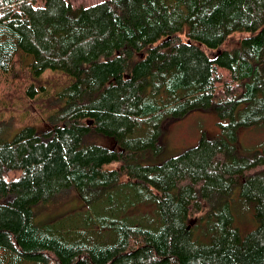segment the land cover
I'll list each match as a JSON object with an SVG mask.
<instances>
[{"label":"trees","instance_id":"obj_1","mask_svg":"<svg viewBox=\"0 0 264 264\" xmlns=\"http://www.w3.org/2000/svg\"><path fill=\"white\" fill-rule=\"evenodd\" d=\"M46 69L70 82L48 95ZM23 70L45 127L8 139L0 118V264H264V144L234 143L264 123V0H0V72ZM193 108L229 117L223 133L136 162ZM235 188L255 205L244 236ZM68 192L79 208L41 216Z\"/></svg>","mask_w":264,"mask_h":264},{"label":"rangeland","instance_id":"obj_2","mask_svg":"<svg viewBox=\"0 0 264 264\" xmlns=\"http://www.w3.org/2000/svg\"><path fill=\"white\" fill-rule=\"evenodd\" d=\"M72 6H89L102 0H66ZM30 59V56L27 57ZM45 87V92L52 95L54 91H60L62 87L70 82V77L60 70L46 69L39 74H32ZM29 82L26 71L18 72L17 76H8L0 72V109L5 111L3 118L9 120L7 131L10 139L23 126L30 124L38 130L44 128V124L35 114L30 105L27 104L29 95H25L24 88ZM38 93H42L39 90ZM229 122V117L220 116L215 109L193 108L178 118H166L161 124L159 137V151L147 150L137 158L139 164H159L166 159L176 156L187 148L195 146L201 137L212 138L218 133H223L225 125ZM98 142L111 147L113 139L101 136ZM237 151L248 152L252 149H260L264 144V123L252 127L237 126L236 140L234 141ZM114 166V165H113ZM80 202L72 192L64 193L60 197L59 204L42 206L39 210L41 214H50L56 217L67 210L80 207ZM86 206L84 203H82ZM232 225L237 228L241 236L246 235L257 226L255 219L254 201L245 199L239 194V188H235L230 200ZM193 238H198L201 242H208L209 233L204 234L201 228L193 230Z\"/></svg>","mask_w":264,"mask_h":264}]
</instances>
